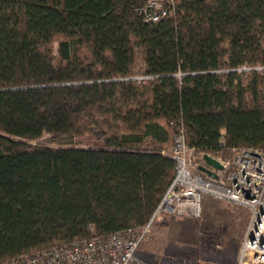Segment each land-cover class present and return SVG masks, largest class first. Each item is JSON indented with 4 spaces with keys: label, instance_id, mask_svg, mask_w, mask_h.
Returning a JSON list of instances; mask_svg holds the SVG:
<instances>
[{
    "label": "trees",
    "instance_id": "obj_1",
    "mask_svg": "<svg viewBox=\"0 0 264 264\" xmlns=\"http://www.w3.org/2000/svg\"><path fill=\"white\" fill-rule=\"evenodd\" d=\"M173 1L0 0V264L144 225L179 128L203 178V154L264 149V0ZM88 124L103 142L25 143Z\"/></svg>",
    "mask_w": 264,
    "mask_h": 264
},
{
    "label": "built area",
    "instance_id": "obj_2",
    "mask_svg": "<svg viewBox=\"0 0 264 264\" xmlns=\"http://www.w3.org/2000/svg\"><path fill=\"white\" fill-rule=\"evenodd\" d=\"M173 0H146L139 8L144 22H159L172 14ZM138 77L134 81H148ZM229 161L217 160L223 170L217 179L196 173L195 152L179 128L168 153L174 162L170 183L144 225L102 238L50 248L2 264H133L135 253L160 217L199 219L202 196L225 201L247 212L237 264H264V149H232Z\"/></svg>",
    "mask_w": 264,
    "mask_h": 264
},
{
    "label": "rangeland",
    "instance_id": "obj_3",
    "mask_svg": "<svg viewBox=\"0 0 264 264\" xmlns=\"http://www.w3.org/2000/svg\"><path fill=\"white\" fill-rule=\"evenodd\" d=\"M57 41L53 45L55 52ZM142 61L137 58L133 67L135 78L141 77ZM258 70L240 69L237 74L241 77L247 72ZM137 82V81H136ZM144 81H138L141 83ZM105 129L93 125H86L85 130L80 134L68 136H53L43 134L33 141H25L26 144L39 147H92L93 143L103 142ZM172 140L168 145V153L171 150ZM220 172H218L219 174ZM223 202L209 196H202L201 216L199 219H186L175 216L160 217L153 224L150 233L140 243L134 263L142 264H192L194 261H206L209 258L208 252H216L219 249H226L221 253L214 254L212 264H227L231 256L230 246L240 247L241 238L247 223V212L245 209L233 204V210L229 215L223 212ZM230 211V210H229ZM236 213V214H235ZM236 220L234 221V217ZM235 232L231 233L230 228ZM210 254V253H209ZM207 256V257H206ZM206 257V258H204ZM199 262V263H200ZM202 263V262H201Z\"/></svg>",
    "mask_w": 264,
    "mask_h": 264
},
{
    "label": "crops",
    "instance_id": "obj_4",
    "mask_svg": "<svg viewBox=\"0 0 264 264\" xmlns=\"http://www.w3.org/2000/svg\"><path fill=\"white\" fill-rule=\"evenodd\" d=\"M218 201H220V202H223L224 203V205H223V212H225V214H227V215H229L231 212H233L234 213V211H232V206L231 205H229L230 203H227V202H225V201H221V200H218ZM232 208V209H231ZM230 210V211H229ZM233 210H235V209H233ZM235 212L237 213V210H235ZM235 213V214H236ZM228 217H231V215H229ZM232 218V217H231ZM236 218V216L234 217V221L236 220L235 219ZM247 221V220H246ZM230 230V232L231 233H233V232H235L234 231V229H233V227L232 228H230L229 229ZM244 232V231H243ZM237 247L238 246H236V245H232V246H230L229 248H231V256H228V257H230L229 259H228V262H227V264H237V258H238V250H239V248L237 249ZM227 249V248H226ZM226 249H219V251H216V252H208V253H205V251L203 252V254H208L209 256H211V257H209V258H206V257H204V258H206V261H204V259H202V263L200 262H198V261H194L192 264H212L211 263V259H212V256H214V254H218V253H221L222 251H226ZM210 253V254H209ZM183 264V263H182Z\"/></svg>",
    "mask_w": 264,
    "mask_h": 264
},
{
    "label": "water",
    "instance_id": "obj_5",
    "mask_svg": "<svg viewBox=\"0 0 264 264\" xmlns=\"http://www.w3.org/2000/svg\"><path fill=\"white\" fill-rule=\"evenodd\" d=\"M205 166H199V170L211 179H217V173L223 170L221 163L214 157L207 154L201 156Z\"/></svg>",
    "mask_w": 264,
    "mask_h": 264
}]
</instances>
